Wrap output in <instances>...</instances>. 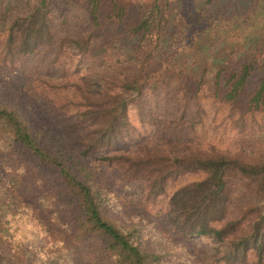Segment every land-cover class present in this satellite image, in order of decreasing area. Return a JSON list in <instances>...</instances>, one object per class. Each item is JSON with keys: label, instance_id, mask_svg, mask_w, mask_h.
I'll use <instances>...</instances> for the list:
<instances>
[{"label": "trees", "instance_id": "1", "mask_svg": "<svg viewBox=\"0 0 264 264\" xmlns=\"http://www.w3.org/2000/svg\"><path fill=\"white\" fill-rule=\"evenodd\" d=\"M84 2L91 24L84 37L56 39L49 0H36L0 33V264H48L40 255L53 264H264V155L208 141L215 134L203 124L214 105L226 110L223 133L237 139L264 121V73L247 91L257 68L251 49L234 50L217 68L210 60L208 79L204 68L173 65L182 53L165 46L169 0H153L124 25L134 41L129 60L117 62L116 76L101 75L88 62L109 59L104 46L92 45L105 10L101 0ZM235 2L201 7L200 33L236 22ZM253 3L246 21L264 11V0ZM124 13L111 0L103 23L118 24ZM54 44L45 67L38 54ZM161 102L171 106L176 144L154 148L148 138ZM113 187L136 195L142 216L118 222L109 214L102 198ZM233 192L246 202L231 213ZM29 199L42 205L51 228L30 238L18 211ZM193 237L210 240L212 260L190 252Z\"/></svg>", "mask_w": 264, "mask_h": 264}, {"label": "rangeland", "instance_id": "2", "mask_svg": "<svg viewBox=\"0 0 264 264\" xmlns=\"http://www.w3.org/2000/svg\"><path fill=\"white\" fill-rule=\"evenodd\" d=\"M115 1L125 8L123 19L118 24L114 22L103 23V17L108 10V6H110L111 0H101L105 11L99 17V21L102 25L98 27V30L95 32L96 34L94 35L92 43L95 47L98 45L104 46L106 49V56L109 59H107V63L88 62L95 72L106 76H116L121 69L117 62L121 59L129 60V56H131L130 50L133 47L134 41L132 38H127L123 34L124 25L131 24L135 21L140 10L153 2V0ZM226 1L227 0H213L211 5H206L204 4V0H169V23L167 25V30H165V40L167 41L165 46L168 44V51L171 53H182L180 56L176 55L173 57V65H180V63H182L191 64L196 69L204 68L206 79L209 78L213 71V69H211L212 60H215V68H217L224 62L228 63V59L231 58V52H234V50L240 51L241 48H246L248 46V48L251 49L249 53H252L257 61L256 71L248 82L247 91H249L255 85L258 77L264 73V11L261 10L262 12L258 13V10H254L253 13H256L255 16L252 15L251 19L246 21V16L251 15L249 10L257 9L252 5L254 0H236L235 4L237 8H239L235 16V18H237L236 22L231 23L232 19L229 20V22L225 21V23L223 21L222 24L219 23L213 27L211 30L213 33H209L208 35L203 34V32L200 33L199 30H201V28L199 29V27L206 26L205 18L201 17L198 13L201 10L200 8H203V6L207 7L209 8L208 11L211 12ZM35 2L36 0H0V33L7 27L14 15L31 9ZM49 2V19L56 39L62 35L84 37L90 32L91 24L85 11L86 7L84 0H49ZM203 10L207 9H202V11ZM227 17L230 19V16ZM193 25L196 28H194ZM251 39L254 40V44L250 47L248 44ZM55 46L54 44L52 47L48 48V51H43L41 49L38 54V57H41V59H38L39 62L45 67L48 66V62H50L51 59L46 53L48 55L51 54L52 48ZM235 57L234 54L231 59L232 63L236 61ZM208 60L211 61L207 63ZM42 71L44 70L41 67L37 68V72ZM222 107L223 106L214 105L211 107L207 106L205 109L206 112H208V120L203 122V124H209V126L207 125L208 128L210 130L212 129L213 134H215L214 137H211V132L209 131L207 140H211L219 146H225L226 144L238 145L240 148L259 152L264 155V121L258 118L260 126H253L251 134L246 138L237 139L234 138V135H232L229 129L226 133L222 131L223 125L229 124L227 123L229 120L225 118L226 110ZM171 111V106L162 102L158 103L156 109L153 110L157 131L156 134L152 135L153 137L149 136L148 141L152 143L149 145L154 148L164 145L174 146L176 144L175 137H173L172 131H170L172 124L167 123V121L169 122L171 120ZM132 122L137 123V119L134 118ZM165 127L167 129H165ZM190 178L191 176L180 178L179 183H184ZM111 185L112 184L107 180V186L112 188ZM112 190V194L102 199L105 202V207H107V210L110 212L109 214L116 217L118 222L131 219L132 217L135 219L138 215L142 216V213H140L138 209L139 201L136 195L130 194V191L125 192L115 187H113ZM232 190L235 191L236 188L232 187ZM232 199V205L229 209L231 213H233L238 205L246 202V200L239 197L236 192L232 193ZM22 209L26 216L23 221L22 232L26 237L29 235L30 238L32 235L41 234L40 231L43 233L45 229H51L49 224H47L46 212L42 208V205L29 199L28 206L20 203L18 204V211L22 213ZM150 209L151 208H149V210ZM152 214L153 212L151 209L150 216H152ZM143 215H145L143 218L150 220L151 217L148 214ZM12 216H14L13 211ZM53 235L57 237L56 234ZM186 242L190 246V252L193 255L195 254L196 258L201 257L206 261L212 260L213 249L210 240L202 237H193ZM171 249L169 256L172 257L174 254ZM181 252V250H178L175 254H181ZM38 259L46 261L48 264H53L47 256L40 255ZM62 264H68V260H65Z\"/></svg>", "mask_w": 264, "mask_h": 264}]
</instances>
